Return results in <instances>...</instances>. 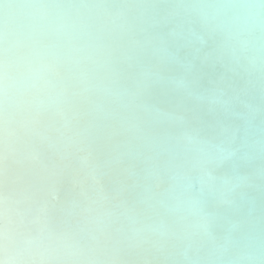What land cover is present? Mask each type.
Returning a JSON list of instances; mask_svg holds the SVG:
<instances>
[{
    "label": "bare ground",
    "instance_id": "bare-ground-1",
    "mask_svg": "<svg viewBox=\"0 0 264 264\" xmlns=\"http://www.w3.org/2000/svg\"><path fill=\"white\" fill-rule=\"evenodd\" d=\"M0 264H264V0H0Z\"/></svg>",
    "mask_w": 264,
    "mask_h": 264
}]
</instances>
